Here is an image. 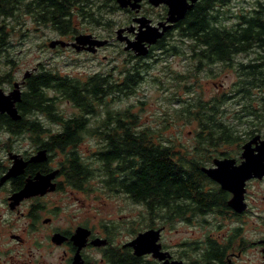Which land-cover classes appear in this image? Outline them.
I'll list each match as a JSON object with an SVG mask.
<instances>
[{
    "label": "trees",
    "instance_id": "trees-1",
    "mask_svg": "<svg viewBox=\"0 0 264 264\" xmlns=\"http://www.w3.org/2000/svg\"><path fill=\"white\" fill-rule=\"evenodd\" d=\"M72 1L26 0V4L34 17L39 8L51 18L32 19L35 24H49L60 35H68L75 32L74 19L61 17ZM107 2L115 3V0ZM227 2L229 0H201L197 10L177 25L174 35L172 32L159 39L154 46V50L165 54L183 55L186 50L196 60L185 74L177 75L180 80L177 87L186 91L194 89V82L188 86L180 83L187 75L193 74L198 79L200 71L211 73L216 63L231 66L235 54L248 51L254 54L251 61L235 68L238 77L230 94L208 101L191 96L193 100L188 99L176 110L180 115L188 114L197 125L191 156L174 141L162 135L159 139L150 125H142L140 116L129 107L110 109L107 106L116 94L121 98L136 92L143 79L141 72L148 66L145 58L151 55L135 57L128 53L134 65L125 68L116 80L107 71L78 78L39 68L25 79L17 105L21 118L12 120L0 114V127L27 130L34 137L33 144L64 153L62 167L66 175L75 178L77 188L87 181L93 191L121 192L144 208L151 223H164L167 219L172 225L178 220L189 222L190 217L209 215L216 208H225V196L222 192L215 193V183L201 171L206 159L204 155L199 156L200 153L207 155L209 148L238 143L234 127L221 119L220 106L236 96L237 101L244 99L243 112L234 115L239 121L252 112L254 89L264 91V0H256L250 11L234 15L237 21L230 24L223 23L230 15L219 10ZM22 6L24 0H0V53L9 45V38L20 21L17 18L22 14ZM115 6L116 3L111 7ZM55 16L58 19H54ZM88 20L102 24V19ZM173 37L186 40V48L180 50L172 44ZM60 102H68L75 111L65 115L58 106ZM101 107L106 108L103 116L98 115L91 125L90 118L99 114ZM39 116L57 129L52 132ZM245 120L243 122L248 121ZM85 132L97 138L98 146L83 158L78 148ZM199 251V255L192 258L193 264H227L224 250L212 242ZM121 264H134V261L131 263L125 257Z\"/></svg>",
    "mask_w": 264,
    "mask_h": 264
},
{
    "label": "rangeland",
    "instance_id": "rangeland-1",
    "mask_svg": "<svg viewBox=\"0 0 264 264\" xmlns=\"http://www.w3.org/2000/svg\"><path fill=\"white\" fill-rule=\"evenodd\" d=\"M256 0H229L224 7H220L221 13L226 12V15H230L228 20L223 23L230 24L237 21L239 13L250 11L253 8ZM115 3H106V7L97 10L100 6L99 0H96V6L93 10L96 15L102 16L101 23L96 24L90 22L88 19H74L75 32L74 34L60 35L57 30L52 28L49 24H35L29 17L21 19L19 16L15 30L9 38V45L6 51L0 53V86L3 90H8L11 81H19L25 71H31L34 67L49 70L53 73L60 75H69L78 78H85L88 74L96 72H110L112 77L116 80L117 77L122 75V71L134 65L127 51H123V44L119 43L115 39V29L120 26L128 25L129 19H126V13L119 8L111 7ZM222 16V14H221ZM220 16V17H221ZM129 20V21H128ZM105 23V24H104ZM174 30V35L176 32ZM78 33H92L101 38H112V44L102 47L98 52L94 54L90 53H77L70 48H50L48 43L53 39H68ZM171 43L175 44L180 50L185 47L187 41L177 40L176 37L171 39ZM186 48V47H185ZM254 57L253 52H243L235 54L231 60V66H223L216 63L213 65L211 73L200 71L198 73V79L196 76L187 75L186 79L181 81L185 86L193 85L192 91H186L185 88L180 86L177 82L178 74H185L190 67L195 64V59L191 58L190 52L184 51L183 55L178 54H165L160 50H153L150 57H146L145 61L148 66L145 67L146 71L141 72L143 79L136 88V92L128 97L122 96L121 98L116 94L109 100L107 106L110 109H123L129 107L134 113H137L141 118L142 125H150L153 133L160 139L159 135L163 138L174 141L180 148H185L192 155V148L195 144V132L197 131V125L193 119H189V115H180L176 112L180 109L188 99L193 97H201L202 100L208 101L213 97L220 96L222 94L231 91L234 83L237 81V68L238 64H245L251 61ZM127 60V61H126ZM185 76V75H184ZM9 79V80H7ZM253 97H255L254 107L260 105V100L264 97V91L254 89ZM237 96L234 99H230L226 104H222L220 109L223 110L221 115L222 121L232 125L234 137H237L238 143H243L246 138V131L248 129L247 122H243L244 119H250L249 114L239 121L234 118V115L243 112L242 107H245L244 99L237 101ZM252 102V105H253ZM58 106L64 110V114L71 115V112L75 109L68 102H60ZM105 107L100 108L99 114L90 118L91 125H94L96 117L98 115L103 116ZM180 115V116H179ZM40 120L45 123L46 127H49L53 132L57 129L54 124L48 123L44 117H40ZM245 120V121H246ZM255 119H253L254 121ZM8 134L0 130V162L6 160V147L12 146L13 148L25 151L29 150L33 143H30V139L25 135L19 140H9ZM236 145L235 143H230ZM98 146V140L96 137H92L89 133L83 134V140L78 148L82 157H87L91 151ZM222 147L209 148V153L204 155L205 166L212 165V159L217 154L218 150ZM91 185V183H90ZM97 184H95L96 186ZM92 187V185H91ZM249 198L251 201L252 212L248 213L246 217L241 216L239 219H235L237 225L243 224L244 230L242 235L247 240H255L260 234L259 228V216L260 212V197L262 194V186L260 182H253L250 185ZM96 194V197L92 194L91 203L99 217L103 214H115L119 219H122L123 215L137 218V223L134 225L123 226L120 228V240L126 241L131 238L132 230L142 231L146 229L150 222V219L146 217L144 208L137 203H133L125 195L116 196L115 192L111 190H91ZM83 196V195H82ZM122 211V213H120ZM256 212V213H254ZM221 216V217H219ZM247 219L244 221V219ZM230 217L223 215H215L210 213L209 215H196L192 218V222L185 223L184 221H176L173 223L171 229L167 226V230L163 233L162 243L170 245L172 255L185 261H194L193 257H197L200 251L194 250L191 241H203L205 236L210 233L212 236H217V232L233 233V227L236 226L234 222L230 221ZM191 221V220H190ZM219 221H224L221 224ZM155 222V221H154ZM156 225H162V223L156 221ZM220 225V227H218ZM128 229V231L126 230ZM123 233V234H122ZM239 232L237 234L240 235ZM235 236V238H237ZM121 237V238H120ZM188 242L186 246L181 248L180 242ZM261 257L253 249H249L241 259L237 261L240 264H262ZM264 264V263H263Z\"/></svg>",
    "mask_w": 264,
    "mask_h": 264
},
{
    "label": "flooded vegetation",
    "instance_id": "flooded-vegetation-1",
    "mask_svg": "<svg viewBox=\"0 0 264 264\" xmlns=\"http://www.w3.org/2000/svg\"><path fill=\"white\" fill-rule=\"evenodd\" d=\"M73 1L69 3V9H67L66 14L61 19H102V16L96 15V12L93 10V7L96 6V0ZM184 2L191 5V7L185 11L184 16L180 20L173 23L172 27L164 32L161 38L167 37V35L176 30L177 25L181 21L188 18L190 14H193L198 8V2H201V0H184ZM106 3L107 0H99L100 6L95 8L101 10V8L106 7ZM115 3L117 5L115 7L124 11L126 19L130 20H128V25L120 26L117 29L129 26L135 28L132 32L126 30L122 32V36H126L129 40L134 39L137 31L138 23L134 19H149L151 25L157 26L159 22L165 21L168 17L169 6L164 0L157 5L150 2V0H140L139 6L134 9L130 6L121 8L117 0H115ZM21 10V19H24L26 16L30 19H51L47 16L46 11L39 8L37 9L36 17H34L33 11L28 12L26 0H24V6H22ZM54 19H58L57 16ZM117 29H115V39L123 44V51L132 53L135 57H140L131 49H124L126 40L120 41L116 38ZM79 34H91L96 38L108 41L106 45L97 48L94 53L98 52L100 48L112 44L113 40L112 38H101L92 33H78L73 37L62 40L72 42ZM155 44L148 47L149 52L147 55H151ZM55 47L70 48L77 53L94 54L85 49L76 50L72 46L61 47L57 45ZM37 69L38 67L36 66L30 72H34ZM26 78L22 75L21 80L11 81L8 90H3L1 86L0 88L5 93H9L13 89L14 83L20 82L19 89L22 96ZM18 103L20 102L15 104L16 107ZM0 114L8 116L6 113ZM249 117L250 119L246 123L248 129L244 142L240 144L235 143V146L232 144L221 145L222 149L218 150L215 157H213L212 165L203 166H214L213 160L224 158L233 159L234 165H239L242 161L241 153L243 145L248 141H251L250 148L253 149L252 153L257 154L256 157L261 158L264 164V153L262 154L258 151L260 146L264 150V97L261 98L260 105L256 108L253 102V109ZM253 119L255 120L253 121ZM0 130L8 134L9 140L23 139L21 137L26 135L30 139V143H34L32 142L34 141V137L27 130H12L5 127H0ZM1 147L2 144H0V149ZM5 149L6 160L0 162V264H121L125 257H128V261L131 263L134 261V264H157L159 260L153 257L151 253L137 256L134 254L133 247L127 245L139 233L157 229L160 230L157 243L161 245L160 251L168 252V261L179 260L184 264H193L194 261L186 263L182 259L174 257L170 249L171 246L162 243L163 233L167 230V226L170 229L172 227L170 219H167L164 223L160 222L162 225H156V222H152L142 231H134L133 229L131 238L126 241L120 240L119 243L120 228L129 226V224H136L137 218L131 217L132 219L130 220L129 216L123 215L122 219H119L115 214L107 215L105 213L99 217L92 207V194L95 198L97 197L91 191L90 183L85 181L81 184L80 188H77L75 178L66 175L62 167L64 153L55 149L51 151L38 144H32L31 148L25 151L17 150L12 146H7ZM41 151L44 152L41 159L31 160V158ZM10 154L17 155L19 159H22L23 163L19 167L17 174L3 179L2 177L7 174L13 165L14 158H10ZM39 180L38 184L35 183ZM257 181L262 186L260 197L261 213L258 214L261 234L255 240H247L242 235L244 230L243 224L237 225L235 219H239L241 216L246 217L249 212H252L249 198L250 185ZM213 182L217 187L215 193L222 192L225 196V208H216L211 213L230 217V221L234 222L236 226L232 229L233 233L220 231L219 233L217 232V236H212L208 233L203 241H191L192 246H194L193 249L199 251L200 248L203 249L206 244L212 242L216 247L224 250V260L227 264H240L237 261L249 249H253L259 254L262 259L261 261L264 263V175L260 178L251 177L245 181L242 193V201L245 204V208L241 212L236 211L228 204L229 199L233 196V192L224 190L219 183ZM27 185L28 187H26ZM25 187L28 188L25 191L26 193L18 196ZM115 195L122 197L124 194L115 192ZM193 217H190L191 221L184 222H192ZM246 220L245 218L244 221ZM219 222L221 224L225 223L224 221ZM126 230L128 231V229ZM239 232L241 234L237 236ZM187 244L188 242L183 241L179 243V246L183 248Z\"/></svg>",
    "mask_w": 264,
    "mask_h": 264
},
{
    "label": "water",
    "instance_id": "water-1",
    "mask_svg": "<svg viewBox=\"0 0 264 264\" xmlns=\"http://www.w3.org/2000/svg\"><path fill=\"white\" fill-rule=\"evenodd\" d=\"M140 0H117L118 5L123 8L130 6L132 9L139 6ZM153 4L157 5L162 0H150ZM168 4V17L165 21L159 22L157 26L151 25L149 19H134L138 23L135 37L132 40L127 39L126 36H122V32L135 30L134 27L129 26L126 28H119L116 30V38L120 41L126 40L125 50H132L137 56H145L148 54V47L162 37L164 32L172 27V24L180 20L184 16V13L191 5L186 4L184 0H164ZM161 28V29H160ZM106 39H99L91 34H79L72 42L64 41L62 39H53L48 45L54 48L57 45L61 47L72 46L76 50L85 49L91 53H94L97 48L107 44ZM31 74L30 71H26L23 77H28ZM20 82H15L13 89L9 93H5L0 88V113H6L11 119L18 120L21 115L18 112L15 104L21 100V90L19 89ZM251 141L245 142L243 145V151L241 153L242 161L239 165H234L233 159H215L213 160L214 166L201 167L203 171L211 180L220 184L221 188L227 191L233 192V196L229 199L228 204L236 211L241 212L245 208L243 203L242 193L243 186L246 180L251 177H262L264 175V164L261 158H257V154H253V149L250 148ZM264 144V143H263ZM261 147V146H260ZM258 148L260 153H264L262 148ZM44 152H39L31 160H39L42 158ZM10 158H14L13 165L10 170L2 178L8 176H14L19 172V167L22 165V159H19L17 155L10 154ZM41 180V178H40ZM37 181L35 183L40 182ZM43 180V179H42ZM28 187V185L26 186ZM22 191L25 194L28 190L26 188ZM237 191V193H236ZM159 229L147 230L139 233L133 240L127 245L133 247L134 254L141 256L147 253H151L153 257L157 258L159 262L157 264H184L179 260L168 261V252L160 251L161 245L157 243L159 237Z\"/></svg>",
    "mask_w": 264,
    "mask_h": 264
},
{
    "label": "bare ground",
    "instance_id": "bare-ground-1",
    "mask_svg": "<svg viewBox=\"0 0 264 264\" xmlns=\"http://www.w3.org/2000/svg\"><path fill=\"white\" fill-rule=\"evenodd\" d=\"M236 193H237V191H236Z\"/></svg>",
    "mask_w": 264,
    "mask_h": 264
}]
</instances>
